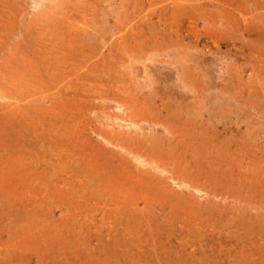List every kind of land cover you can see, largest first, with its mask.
<instances>
[{"label": "rangeland", "instance_id": "rangeland-1", "mask_svg": "<svg viewBox=\"0 0 264 264\" xmlns=\"http://www.w3.org/2000/svg\"><path fill=\"white\" fill-rule=\"evenodd\" d=\"M263 11L0 0V264H264Z\"/></svg>", "mask_w": 264, "mask_h": 264}, {"label": "bare ground", "instance_id": "bare-ground-1", "mask_svg": "<svg viewBox=\"0 0 264 264\" xmlns=\"http://www.w3.org/2000/svg\"><path fill=\"white\" fill-rule=\"evenodd\" d=\"M33 1V0H32ZM35 1V0H34ZM96 2V1H95ZM105 2H107V1H105ZM108 3H109V1H108ZM37 4H39L38 2H37ZM33 5H34V3H33ZM36 6V5H35ZM34 6V7H35ZM115 6V5H114ZM117 6V5H116ZM35 8H37V7H35ZM134 8V7H133ZM105 9V8H104ZM138 9V8H137ZM106 11V10H105ZM116 11V10H115ZM264 12V11H263ZM185 14H183V16H184ZM178 16V15H177ZM103 17V16H102ZM176 18V17H175ZM174 18V19H175ZM215 26V25H214ZM222 28V27H221ZM87 30H89V29H87ZM216 30V29H215ZM99 31H101V30H99ZM221 31V30H220ZM90 32V31H89ZM225 32V31H224ZM91 33H93V31L91 32ZM101 34V33H100ZM223 34V33H222ZM258 35L260 34V36H261V33H260V31H259V33H257ZM90 35V34H89ZM102 35V34H101ZM87 36H88V34H87ZM135 36V35H134ZM226 37H228V36H226ZM264 37V36H263ZM90 38H91V35H90ZM101 38V37H100ZM95 40H97V39H95ZM99 40V39H98ZM242 40V39H241ZM86 41V40H85ZM94 41V40H93ZM97 42V44H98V41H96ZM96 42H95V44H96ZM243 43V42H242ZM246 43V42H245ZM92 46H94V45H92ZM167 46V45H166ZM252 46V45H251ZM97 47V46H96ZM169 47V46H168ZM99 48V47H98ZM97 48V49H98ZM161 48V47H160ZM162 49V48H161ZM250 49V48H249ZM212 50V49H211ZM218 51V50H217ZM181 53V52H180ZM226 54V53H225ZM236 54V53H235ZM147 55H149V54H147ZM214 55V54H213ZM212 55V56H213ZM216 56V55H215ZM237 56V55H236ZM170 57V56H169ZM158 58V57H157ZM171 58V57H170ZM174 58V57H173ZM192 59V58H191ZM189 60V59H188ZM208 60V59H207ZM260 63V62H259ZM168 64V63H167ZM163 64H161V66H162ZM103 69V68H102ZM146 69V68H145ZM176 69V68H175ZM147 70V69H146ZM149 70V69H148ZM148 70L147 71H145V72H148ZM166 70V69H165ZM144 71V70H143ZM153 71H154V69H153ZM150 72V71H149ZM151 73V72H150ZM176 73V72H175ZM154 74H156V72L154 73ZM153 74V75H154ZM146 76H147V74H146ZM162 76V75H161ZM169 76V75H168ZM175 76V75H174ZM150 77V76H149ZM148 77V78H149ZM146 78V77H145ZM151 78V77H150ZM155 78V77H154ZM161 78V77H160ZM179 79V78H178ZM157 80H159L158 78H157ZM157 80H156V82H157ZM146 82H149L150 83V81H148L147 79L145 80ZM144 81V82H145ZM152 81V80H151ZM161 81V80H160ZM153 84H154V82H152ZM157 83H159V82H157ZM214 83H216V82H214ZM145 84V83H144ZM153 84L151 85V86H153ZM159 84H161V83H159ZM170 84V83H169ZM119 85V84H118ZM149 86H150V84H148ZM147 85V86H148ZM158 85V84H157ZM150 86V87H151ZM218 86V85H217ZM109 87V86H108ZM141 87V86H140ZM154 87V86H153ZM157 87V86H156ZM191 87V86H190ZM193 87V86H192ZM147 88V87H146ZM145 88V89H146ZM216 87H214V89H215ZM217 88H219V87H217ZM154 89V88H153ZM153 89H151L152 91H155V89L153 90ZM165 89V88H164ZM185 89V88H184ZM195 89H196V87H195ZM219 90V89H218ZM244 90V89H243ZM172 91V90H171ZM177 91V90H176ZM190 91V90H189ZM149 92V91H148ZM164 92H166V91H164ZM168 92V91H167ZM202 92V91H201ZM151 93H153V92H151ZM150 93V94H151ZM156 93V92H155ZM158 93V92H157ZM190 93V92H189ZM159 94V93H158ZM161 94V93H160ZM163 94V93H162ZM166 94V93H165ZM193 94V93H192ZM220 94V93H219ZM208 95V94H207ZM225 95H226V93H225ZM232 95V94H231ZM153 97V96H152ZM181 97V96H180ZM234 97V96H233ZM154 98V97H153ZM170 98V97H169ZM182 98V97H181ZM230 98V97H229ZM228 98V99H229ZM175 99H176V97H175ZM198 99V98H197ZM210 99V98H209ZM102 100H104V99H102ZM177 100V99H176ZM230 100V99H229ZM111 101V100H110ZM113 101V100H112ZM172 101V100H171ZM182 102H183V100H181ZM223 101V100H222ZM228 101V100H227ZM232 101H234L233 100V98H232ZM94 102H96V101H94ZM107 102V101H106ZM122 102V101H121ZM177 102V101H176ZM182 102L180 103V104H182ZM211 102V101H210ZM235 102V101H234ZM103 103H105V102H103ZM123 103V102H122ZM173 103V102H172ZM232 103V102H231ZM120 104V103H119ZM124 104V103H123ZM114 105H115V103H114ZM114 105L112 106V107H114ZM184 105V104H183ZM234 105V104H233ZM105 106H109V105H105ZM157 106V105H156ZM225 106V105H224ZM110 108H111V106H109ZM119 107V109L121 108L122 109V106L120 107V106H118ZM130 107V106H129ZM178 107H180V106H178ZM229 107H231V106H229ZM109 108V109H110ZM115 108V107H114ZM123 108H124V106H123ZM113 109V108H112ZM179 109H181V108H179ZM197 109V108H196ZM114 110V109H113ZM212 110V109H211ZM202 111V110H201ZM107 112V111H106ZM193 112H196V111H193ZM104 113H102V115H103ZM163 114V113H162ZM207 114V113H206ZM181 115V114H180ZM179 117V116H178ZM181 117V116H180ZM192 117V116H191ZM95 118V117H94ZM124 118V117H123ZM182 118V117H181ZM118 119V118H117ZM127 119V118H126ZM129 119V118H128ZM176 119V118H175ZM178 119V118H177ZM186 119H189V120H191L190 118H186ZM99 120V119H98ZM106 120H108L107 118L105 119L104 118V121H106ZM179 120V119H178ZM193 120V119H192ZM109 121V123H110V121L111 120H108ZM176 121V120H175ZM131 122V121H130ZM180 122V121H179ZM207 122H209V121H207ZM96 123V122H95ZM132 123V122H131ZM203 123V122H202ZM211 123V122H210ZM101 124V123H100ZM126 124H128V123H126ZM133 124V123H132ZM140 124V123H139ZM130 125V124H129ZM141 125V124H140ZM148 125V124H147ZM147 125H144V127H145V129L144 128H142V130L144 129V131L146 130V129H149V132H151V134L152 133H154V134H164V133H166L167 132V127H161V125L160 124H154L153 126H154V128L150 125V122H149V125L147 126ZM135 126H137V125H135ZM156 126H160V129L158 128V127H156ZM122 127V126H121ZM130 127V126H129ZM134 127V126H133ZM142 126H140V128H141ZM156 127V128H155ZM215 127V126H214ZM135 128H138V127H135ZM178 128V127H177ZM139 129V128H138ZM138 129H135V130H138ZM172 129V128H171ZM176 129V128H175ZM132 130V129H131ZM135 130H133V131H135ZM142 130H140L142 133H144V131H142ZM173 130V129H172ZM189 130V129H188ZM148 130H146V132H147ZM174 131V130H173ZM177 131V130H176ZM101 132V131H100ZM190 132H192V130L190 131ZM148 133V132H147ZM172 133V132H171ZM194 133V132H193ZM142 135V134H141ZM164 135H168V134H164ZM171 134H169V136H170ZM175 135V134H174ZM104 136H105V134H104ZM158 136V135H157ZM163 136V135H162ZM172 136V135H171ZM107 137V136H106ZM162 138V137H161ZM165 138V137H164ZM112 140V139H111ZM179 140V139H178ZM181 140V139H180ZM179 140V141H180ZM107 142V141H106ZM113 142V141H112ZM115 142V141H114ZM203 142V141H202ZM167 143V142H166ZM109 144V143H108ZM117 144H118V141H117ZM120 144V143H119ZM122 144V143H121ZM180 144V143H179ZM127 145V144H126ZM118 146V145H117ZM160 146H161V144H160ZM205 146V145H204ZM127 147V146H126ZM169 147V146H168ZM116 148H118V147H116ZM156 149V148H155ZM120 150V149H119ZM166 150H168V149H166ZM204 150V149H203ZM124 152V151H123ZM125 154H127V155H131V157H132V159H135V161L137 162V164L139 163V164H141V165H145L144 163H146V160H145V157H143V156H141V155H136V154H133V153H131V152H129V151H127V150H125ZM123 155V154H122ZM126 155V157H128ZM124 157V156H123ZM170 158V157H169ZM148 163V162H147ZM153 166V165H152ZM158 168V167H157ZM159 173H162V172H165V169H162V168H160L159 167V170H157ZM179 179V178H178ZM173 180V179H172ZM179 182V181H178ZM174 183H176V181H174ZM183 183V182H182ZM186 184V183H185ZM199 184V183H198ZM173 185V184H172ZM181 185V184H180ZM183 186H184V184H183ZM205 186V185H204ZM119 187V186H118ZM177 187H180V186H178L177 185ZM206 196H208V195H206ZM105 212V211H104ZM141 236V235H140ZM142 252H144V251H142ZM202 255V254H201ZM205 256V255H204ZM149 263V262H148ZM236 263V262H235Z\"/></svg>", "mask_w": 264, "mask_h": 264}]
</instances>
